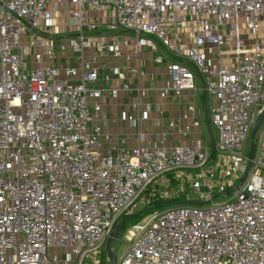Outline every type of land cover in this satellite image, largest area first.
I'll return each mask as SVG.
<instances>
[{
    "label": "built area",
    "instance_id": "2783aa9c",
    "mask_svg": "<svg viewBox=\"0 0 264 264\" xmlns=\"http://www.w3.org/2000/svg\"><path fill=\"white\" fill-rule=\"evenodd\" d=\"M75 5V32L56 43L50 33L60 0H0V264H104L97 257L102 242L144 190L142 206L179 197L184 187L170 186L169 177L157 187L169 173L198 169L214 177L203 169L207 145L170 148L166 132L154 145L127 147L122 139L107 147L99 115L108 99L134 92L138 109L152 91L102 61L124 55L132 42L133 55L160 43L173 58L162 97L196 90L203 77L217 100L210 115L219 158L248 171L239 186L226 180L229 199L156 209L133 224L120 264H264V126L257 156L248 155L254 109H264V0ZM86 7L97 12L88 22ZM117 27L131 36L116 35Z\"/></svg>",
    "mask_w": 264,
    "mask_h": 264
},
{
    "label": "crops",
    "instance_id": "0c3cea01",
    "mask_svg": "<svg viewBox=\"0 0 264 264\" xmlns=\"http://www.w3.org/2000/svg\"><path fill=\"white\" fill-rule=\"evenodd\" d=\"M104 33L108 34V39H112L113 33ZM115 33L124 37L131 36L130 33L122 31ZM70 35L73 33L50 36L56 43H60ZM26 40L24 37L25 42ZM132 47L133 42L131 47L123 49L124 55L120 57L109 55L103 58L102 61L106 64V70L110 67L119 68L121 72L126 74V80H129L133 86L151 88L152 91L147 92L144 102L138 109L133 106L136 100L134 92L130 94L120 93L117 97L108 99L99 115L103 131L109 136L106 142L107 147H111L112 144L122 139L125 140L127 147H134L139 144L154 145L158 143L159 136L165 132L167 133V145L170 148L191 143L204 144L210 141L209 125H212L210 110L217 100L205 92L203 77L197 75L196 90H186L180 97L171 94L162 97L159 94V88L165 86L169 80L168 65L173 58L160 43H157L154 49L151 47L143 48L138 55L132 54ZM126 55H131V58L127 59ZM159 56L163 57L162 62L157 61ZM130 68H136L140 72H127ZM148 104L151 107L149 116L146 120H141V111ZM190 106H194V108L191 109ZM128 115L139 120L137 126H134L132 121L128 119ZM174 118L179 119V121L174 127H170L169 122ZM142 133L144 134L143 140L140 138ZM195 176L193 177L191 173L180 172L177 175L169 173L158 180L161 182L158 183L157 187L159 190L165 188L162 181H165L166 177L171 178L172 182L177 181L180 184V181L196 183ZM182 186L184 191L180 193L179 197L181 200H187L193 193L187 191L185 185ZM174 188H178V186H174Z\"/></svg>",
    "mask_w": 264,
    "mask_h": 264
},
{
    "label": "rangeland",
    "instance_id": "374dc122",
    "mask_svg": "<svg viewBox=\"0 0 264 264\" xmlns=\"http://www.w3.org/2000/svg\"><path fill=\"white\" fill-rule=\"evenodd\" d=\"M76 5H75V0H60V6H59V11L56 14V22H55V28L54 30L50 33L51 35L56 34H72L75 32V24H76V19H71V12L73 11V9H76ZM97 12L92 11L91 9H89L88 7H86L83 11V15H84V20L86 22L91 21L92 18L94 16H96ZM104 20H102L103 24H105L106 19L104 18ZM85 22V23H86ZM117 30H113V31H121L120 27L116 28ZM104 30V31H103ZM103 30H101V32H108L111 33L112 30L110 28L107 27H103ZM102 35V34H99ZM28 44V43H27ZM264 126V122L262 123L261 127L259 128V130L257 131L256 135H255V139L253 142V158H255L257 156V151H258V144H259V137H260V133H261V129ZM210 128L211 131L215 137V140L217 142V132L216 129L214 128L213 125L210 124ZM210 134V131H209ZM203 145H207L209 152H210V159L208 160V162H206V164L204 165L203 169L207 171L209 168H211L214 171V177L210 178L205 176L201 170L198 169H185L182 170V173H191V175L194 177L195 176V180L196 183H192V182H181L180 180V184L177 181H171L170 186L174 187V186H182L185 185L187 188V191L194 193L192 196L189 197L190 200H194V201H199L202 202L204 201V204H210L213 202H219V201H223L226 199H229L231 197L232 194H226V191H232L233 192V187H230V184L228 182H232L233 180L235 181V183L238 185L239 181L242 179V177L245 175V173L248 171V167H244L241 169H237L236 168V164L233 161V159L231 157L228 156H223L222 158H219V155L217 153V150L215 151V154L213 157H211V145H210V141H208L207 143L205 142ZM238 170V171H236ZM220 173H222V177H220ZM177 175V173H176ZM226 180H228V182H226ZM223 181L225 183H223ZM161 182V180L159 181ZM178 184V185H177ZM155 184H153V186L149 187V188H153ZM194 186V187H193ZM184 191V190H183ZM207 192L208 197L206 198H202V197H198L196 192ZM149 192L148 188L146 189V191L144 190L139 198L137 200H135L132 205L127 209V211H125L118 219H117V223L119 224L120 222H122L124 219H126V216L130 215L132 216L133 212L137 213L139 211H141L145 206H142V199L143 197L146 196V193ZM178 200H181V198H177ZM176 199V200H177ZM161 208H158V210H160ZM153 212V210H149L146 212H142L140 214H137L135 217L131 218V220H129L124 227L120 230V232L118 233L117 236H115L110 243V253L112 254V257L115 259L116 264H120L121 261V257L123 256V254L125 253V251L128 248L129 245V229L133 226V224L136 223H144L145 219L151 215V213ZM108 238L109 236L102 242L101 244V248H100V252L97 255L98 258L102 259L104 261V264H111L110 258H109V252L107 249V242H108ZM55 253V250H50L49 254H53Z\"/></svg>",
    "mask_w": 264,
    "mask_h": 264
},
{
    "label": "water",
    "instance_id": "95a60500",
    "mask_svg": "<svg viewBox=\"0 0 264 264\" xmlns=\"http://www.w3.org/2000/svg\"><path fill=\"white\" fill-rule=\"evenodd\" d=\"M263 122H264V109L262 111H260L259 106H256L255 109H254V112H253L251 134H250V138H249V141H248V155H249L250 158H252V147H253V142H254V139H255V135H256L257 131L259 130V128L261 127ZM209 131H210L211 157H213L214 154H215V151H216V140H215V137H214V135H213V133L211 131L210 125H209ZM246 176H247V172L242 177V179L239 181L238 186L244 182V180L246 179ZM225 193L226 194H231L232 191H226ZM183 203L184 204H204L205 202L204 201L199 202V201H194V200L187 199ZM139 212L133 214L131 217H133L134 215L138 214ZM131 217L124 219L119 224H116L114 230L109 235L108 242H107V249H108V252L110 254L109 258H110L111 264H116L115 259L112 257V254L110 253L111 240L115 236L118 235L120 230L131 219Z\"/></svg>",
    "mask_w": 264,
    "mask_h": 264
},
{
    "label": "trees",
    "instance_id": "16d2710c",
    "mask_svg": "<svg viewBox=\"0 0 264 264\" xmlns=\"http://www.w3.org/2000/svg\"><path fill=\"white\" fill-rule=\"evenodd\" d=\"M252 156H253V147H252ZM185 200H173V199H161V198H158V199H155L154 201H152L151 204H147L145 205V207L138 213H142V212H146V211H149V210H156L158 208H161L160 210H163L169 206H172V205H179V204H184ZM133 214H135V212H133ZM132 214V215H133ZM137 215V214H136ZM136 215H134L133 217H135ZM131 217L130 215L126 216V218H129ZM131 217V218H133ZM131 220V219H130Z\"/></svg>",
    "mask_w": 264,
    "mask_h": 264
}]
</instances>
